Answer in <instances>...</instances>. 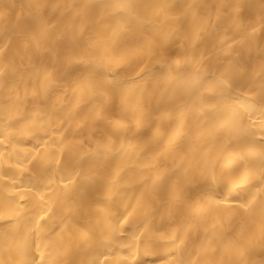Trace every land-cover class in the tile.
Wrapping results in <instances>:
<instances>
[{
    "label": "bare ground",
    "instance_id": "1",
    "mask_svg": "<svg viewBox=\"0 0 264 264\" xmlns=\"http://www.w3.org/2000/svg\"><path fill=\"white\" fill-rule=\"evenodd\" d=\"M0 264H264V0H0Z\"/></svg>",
    "mask_w": 264,
    "mask_h": 264
}]
</instances>
